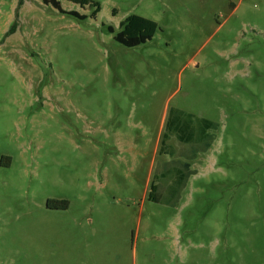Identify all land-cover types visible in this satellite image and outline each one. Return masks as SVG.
<instances>
[{
    "label": "rangeland",
    "instance_id": "rangeland-1",
    "mask_svg": "<svg viewBox=\"0 0 264 264\" xmlns=\"http://www.w3.org/2000/svg\"><path fill=\"white\" fill-rule=\"evenodd\" d=\"M58 1L0 0V264H264V0Z\"/></svg>",
    "mask_w": 264,
    "mask_h": 264
},
{
    "label": "trees",
    "instance_id": "trees-1",
    "mask_svg": "<svg viewBox=\"0 0 264 264\" xmlns=\"http://www.w3.org/2000/svg\"><path fill=\"white\" fill-rule=\"evenodd\" d=\"M69 1L79 5L81 8L86 7L89 10H92L91 15L89 16L91 18H95L96 15L100 12V5L97 2H93L91 0H69ZM42 2L45 5L52 6L60 14L71 16L79 21H84L88 18V16L79 14L78 12L75 11L65 12L61 8V5L58 0H42ZM14 29H15V23H13V25L10 27L6 36L11 35L14 32ZM156 30H157V24L154 21L136 15L128 16L126 19L120 22L118 31H115V29L111 26L107 27V32L113 34L114 41L126 48L137 47L152 40L156 33ZM192 127L193 126L190 122L183 121L180 119V117L177 116H173V117L170 116L166 123V128L172 134H174L177 140L184 143H190L194 139H196L195 138L196 131ZM207 128L208 126H206L204 130H207ZM170 132L164 134L162 137L161 140L162 148L160 153H162L165 150L164 144H166V142L169 140V135L171 134ZM188 167L189 166L186 164L185 168ZM156 190H157L156 186H151L149 199L155 196ZM66 205L67 204H63V206Z\"/></svg>",
    "mask_w": 264,
    "mask_h": 264
}]
</instances>
